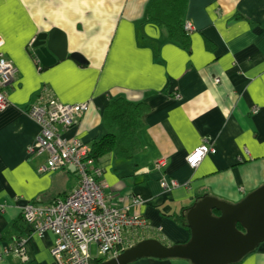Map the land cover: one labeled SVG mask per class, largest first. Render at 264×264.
I'll return each mask as SVG.
<instances>
[{
  "label": "crops",
  "instance_id": "obj_1",
  "mask_svg": "<svg viewBox=\"0 0 264 264\" xmlns=\"http://www.w3.org/2000/svg\"><path fill=\"white\" fill-rule=\"evenodd\" d=\"M153 3H0L1 52L16 68L5 89L8 106L0 111V264H58L50 254L53 234L26 224L21 209L61 200L78 182L73 168L40 173L46 156L27 153L39 133L27 111L40 95L89 102L62 132L88 148L106 133L103 112L112 100L145 106L131 157L109 153L97 161L105 204L149 227L125 232L126 248L147 239L183 245L191 236L185 214L194 202L209 196L236 204L264 185V0H184L182 24L192 27L188 50L150 16ZM52 30L63 35L65 56L42 65L32 44ZM201 144L215 154L190 169L185 158ZM162 176L179 186L161 189ZM130 264L190 263L142 258ZM236 264H264V242Z\"/></svg>",
  "mask_w": 264,
  "mask_h": 264
},
{
  "label": "built area",
  "instance_id": "obj_2",
  "mask_svg": "<svg viewBox=\"0 0 264 264\" xmlns=\"http://www.w3.org/2000/svg\"><path fill=\"white\" fill-rule=\"evenodd\" d=\"M183 29L192 31L189 23H185ZM1 46L0 38V111H3L9 103L5 88L13 80L16 68L4 57ZM88 105V101L65 104L52 95H40L27 111L28 117L39 126L35 143L27 148V153L46 155V161L38 171L52 173L73 168L78 176L77 185L65 198L45 205L28 203L21 209L26 224L41 234H53L50 254L58 264L111 260L127 249L129 243L124 242L125 232L149 230L141 217L129 216L125 210L105 204L100 182L102 167L86 159L88 147L76 139L68 140L62 136V132L73 127L76 118L88 110ZM208 154H215V150L201 144L186 156L185 162L190 169H195ZM163 163L160 160L156 166L159 168ZM159 185L163 190L179 186L176 180L165 176ZM141 203L140 198L132 199V204L138 206ZM20 250L17 248L14 252L20 253Z\"/></svg>",
  "mask_w": 264,
  "mask_h": 264
},
{
  "label": "water",
  "instance_id": "obj_3",
  "mask_svg": "<svg viewBox=\"0 0 264 264\" xmlns=\"http://www.w3.org/2000/svg\"><path fill=\"white\" fill-rule=\"evenodd\" d=\"M32 48L42 65L65 56L64 37L55 30L38 34ZM185 219L191 233L187 243L165 246L154 239L142 240L116 258L98 264H130L142 258H178L190 264H236L264 242V185L236 204L202 197L188 208Z\"/></svg>",
  "mask_w": 264,
  "mask_h": 264
},
{
  "label": "trees",
  "instance_id": "obj_4",
  "mask_svg": "<svg viewBox=\"0 0 264 264\" xmlns=\"http://www.w3.org/2000/svg\"><path fill=\"white\" fill-rule=\"evenodd\" d=\"M183 5L184 0H154L150 16L167 27L169 37L174 43L188 50L189 37L183 29L181 19ZM205 45L207 49L211 48L209 44ZM145 111L146 108L142 104L129 103L123 99L112 100L103 112L102 120L106 133L90 145L86 159L97 164L103 155L109 153L116 158L129 159L131 156L128 155H132L135 147H138L135 133L141 128V117ZM236 227L243 231L239 225ZM100 262L97 260L95 264Z\"/></svg>",
  "mask_w": 264,
  "mask_h": 264
},
{
  "label": "rangeland",
  "instance_id": "obj_5",
  "mask_svg": "<svg viewBox=\"0 0 264 264\" xmlns=\"http://www.w3.org/2000/svg\"><path fill=\"white\" fill-rule=\"evenodd\" d=\"M6 88H7V87H6ZM6 88H5V89H6ZM6 98H7V97H6ZM1 111H2V110H1ZM80 116H81V115H80ZM33 156H34V155H33ZM40 156H41V155H40ZM45 156H46V155H45ZM176 188H177V187H176ZM171 189H174V188H171Z\"/></svg>",
  "mask_w": 264,
  "mask_h": 264
},
{
  "label": "snow or ice",
  "instance_id": "obj_6",
  "mask_svg": "<svg viewBox=\"0 0 264 264\" xmlns=\"http://www.w3.org/2000/svg\"><path fill=\"white\" fill-rule=\"evenodd\" d=\"M0 3H2V0H0Z\"/></svg>",
  "mask_w": 264,
  "mask_h": 264
},
{
  "label": "bare ground",
  "instance_id": "obj_7",
  "mask_svg": "<svg viewBox=\"0 0 264 264\" xmlns=\"http://www.w3.org/2000/svg\"><path fill=\"white\" fill-rule=\"evenodd\" d=\"M2 44H3V41H2Z\"/></svg>",
  "mask_w": 264,
  "mask_h": 264
}]
</instances>
